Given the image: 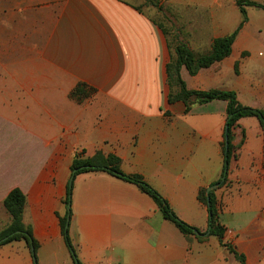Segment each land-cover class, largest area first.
I'll use <instances>...</instances> for the list:
<instances>
[{"label": "crops", "instance_id": "1", "mask_svg": "<svg viewBox=\"0 0 264 264\" xmlns=\"http://www.w3.org/2000/svg\"><path fill=\"white\" fill-rule=\"evenodd\" d=\"M164 2L189 9L167 15L179 19L171 27L195 53L209 52L241 21L225 15L223 0ZM25 3L26 68L32 71L23 79L15 73L18 89L0 101V232L10 223L4 200L18 188L26 196L23 222L38 243V263L74 264L60 220L68 211L71 166L76 154L102 152L119 157L125 174L142 176L206 237L184 235L136 185L103 172L84 173L73 182L68 230L82 264H239L219 238L207 235L208 208L198 199L223 173L228 104L214 100L186 112L183 102H169L171 32L126 0ZM261 14L252 26L250 13L222 62L194 76L182 68L189 90L235 91L242 105L264 112ZM79 83L87 85L81 101L71 95ZM233 144L238 149L228 184L216 188L221 224L231 232L225 241L245 264H264L260 121L240 119ZM0 264L34 262L28 245L15 241L0 246Z\"/></svg>", "mask_w": 264, "mask_h": 264}, {"label": "trees", "instance_id": "2", "mask_svg": "<svg viewBox=\"0 0 264 264\" xmlns=\"http://www.w3.org/2000/svg\"><path fill=\"white\" fill-rule=\"evenodd\" d=\"M236 6L241 14V21L237 28L229 35L217 38L213 41L212 48L207 53H195L190 48L180 42L173 44L172 48L175 51V55L167 65L168 84L170 86L169 102L175 103L178 101L183 102L186 105V112L190 110L194 104H206L214 100L226 101L227 106V125L228 132L225 133L223 143L224 153V169L220 179L211 185L221 183L218 188H222L228 184V170L231 160L236 157V151L238 146L233 144V130L238 127L240 119L245 117H256L264 130V112L260 109H254L242 105L238 101V96L235 91L230 90H209V91H195L189 90L185 81L182 79L181 70L185 67L189 74L194 76L198 74L201 69L209 68L216 63L222 62L229 57L232 53L233 44L239 35L242 28L248 22L247 7H256L264 10V5L250 0H236ZM138 10V8H136ZM167 35V32L164 30ZM171 47V45H170ZM237 72V66H236ZM85 83H79L72 92V98L81 101L83 97H86ZM176 88V90H175ZM72 175L75 177L84 173L103 172L110 174L118 179L124 180L139 187L144 193L150 196L160 212L163 218L172 224H174L184 235H194L199 238L206 237V234L200 233L196 228L183 222L171 209L168 202L163 196L150 186L142 176L140 175H127L121 170V159L115 155H105L102 152H98L93 157H84L83 153L76 154L72 166ZM226 177L225 181L222 179ZM71 191L68 186L67 197L65 199V205L68 207L69 196ZM198 199L207 208L209 213L208 223V236H215L220 239L223 246H225L232 254H234L239 264H245V258L239 254L231 244L225 241L226 228L221 224V205L216 195V189L207 194V188H202L198 194ZM26 205V196L18 188L13 189L4 200V207L10 215V223L8 227L0 232V241L6 238L0 243V246L15 242L24 241L31 250L34 264H39L37 260L38 243L34 239L32 228L26 226L23 222L24 209ZM62 217L61 227L64 234L65 242L70 251L74 264H82L77 257L76 250L69 236V231H66L67 216ZM71 218V211H70Z\"/></svg>", "mask_w": 264, "mask_h": 264}, {"label": "rangeland", "instance_id": "3", "mask_svg": "<svg viewBox=\"0 0 264 264\" xmlns=\"http://www.w3.org/2000/svg\"><path fill=\"white\" fill-rule=\"evenodd\" d=\"M139 11L146 14L154 21L162 23L167 30L171 32V39L173 44L180 43L179 38L184 36L178 33L179 29L174 30L171 27L179 26V19H171L167 13L183 14L188 8L174 7L164 0H126ZM264 5V0H250ZM215 9V8H214ZM248 16L251 13L254 26L261 18L264 12L263 9L256 7H247ZM223 12L226 16L234 18H241L239 10L236 6V0H223ZM261 14V15H260ZM249 18V17H248ZM30 22V19H29ZM177 23V24H176ZM34 29L40 28V21L36 22ZM26 3L25 0H0V101L9 100V93L18 88L12 78L15 73L21 75L22 79L27 70L28 75L32 71L29 65L26 68ZM31 32L29 33V37ZM178 42H177V41ZM29 56V60H30Z\"/></svg>", "mask_w": 264, "mask_h": 264}, {"label": "water", "instance_id": "4", "mask_svg": "<svg viewBox=\"0 0 264 264\" xmlns=\"http://www.w3.org/2000/svg\"><path fill=\"white\" fill-rule=\"evenodd\" d=\"M227 132H228V125L226 124L225 133H227ZM225 139L228 140V138H225ZM225 179H226V177H224V178L222 179V182L225 181ZM73 182H74V177H71L70 182H69V189H70L71 192H72ZM220 185H221V183L216 184V185H211V186H209V187L207 188V194L209 195V193H210L211 191L215 190V189L218 188ZM69 199H70V200H69V204H68V212H69V215L67 216L66 231L69 230L70 220H71V218H70V211H71V195L69 196ZM207 234H209V232H208ZM5 239H6V238H4L3 240H1L0 243H1L2 241H4Z\"/></svg>", "mask_w": 264, "mask_h": 264}, {"label": "built area", "instance_id": "5", "mask_svg": "<svg viewBox=\"0 0 264 264\" xmlns=\"http://www.w3.org/2000/svg\"><path fill=\"white\" fill-rule=\"evenodd\" d=\"M230 233H231L230 231H226L225 237H226V235H228V234H230Z\"/></svg>", "mask_w": 264, "mask_h": 264}]
</instances>
